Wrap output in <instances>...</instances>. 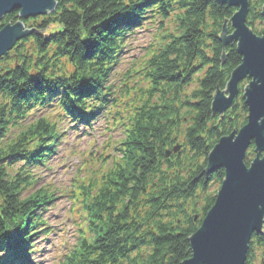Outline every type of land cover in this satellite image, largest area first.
I'll use <instances>...</instances> for the list:
<instances>
[{"label":"trees","instance_id":"1","mask_svg":"<svg viewBox=\"0 0 264 264\" xmlns=\"http://www.w3.org/2000/svg\"><path fill=\"white\" fill-rule=\"evenodd\" d=\"M263 4L250 0L247 17L258 35ZM236 10L218 0H59L32 20L43 32L0 57V264H38L35 238L50 232L42 215L55 194L27 192L35 169L57 151L63 123L79 133L100 117H116L124 136L113 156L98 158L107 172L81 181L79 238L60 264H182L192 256L189 237L225 176L223 167L206 172L207 155L248 117L241 96L223 116L211 109L217 87L241 63L236 46L222 63L219 40ZM148 26L157 30L146 59L117 69L126 39ZM38 110L50 115L26 122ZM254 157L252 144L246 163ZM257 259L264 264L261 235L246 264Z\"/></svg>","mask_w":264,"mask_h":264},{"label":"water","instance_id":"2","mask_svg":"<svg viewBox=\"0 0 264 264\" xmlns=\"http://www.w3.org/2000/svg\"><path fill=\"white\" fill-rule=\"evenodd\" d=\"M236 7L231 18L225 19L219 40L222 42V63L227 47L236 46L241 63L231 72L224 89L217 87L212 96V112L223 116L232 108L240 93L248 107L247 122L230 134L223 135L207 155L206 172L225 169L215 203L204 215L200 227L189 237L192 256L182 264H246L253 236L264 237V225L258 226L264 209V125L256 121L264 116V34H256L247 23L250 0H218ZM54 0H0V22L8 14L19 11V20L0 28V57L21 39L41 33L26 27L24 20L53 12ZM264 15V5L261 9ZM229 26L232 28L230 31ZM249 79L241 89L240 84ZM254 144L255 157L246 163L247 151ZM176 145L166 155L180 150ZM193 249V250H192ZM194 251V253H193Z\"/></svg>","mask_w":264,"mask_h":264},{"label":"rangeland","instance_id":"3","mask_svg":"<svg viewBox=\"0 0 264 264\" xmlns=\"http://www.w3.org/2000/svg\"><path fill=\"white\" fill-rule=\"evenodd\" d=\"M37 18L39 16L24 20L26 27L33 28L35 25H33L32 20ZM156 30V26H148L146 29L138 28L137 32L128 37L126 39L128 44L122 52L123 60L117 65V69H125L133 62L134 65H137L141 60L146 59L147 50L155 38ZM114 80V75L111 74V79L107 84ZM248 82L249 79L243 81L242 84L245 86ZM239 96L241 95L239 94ZM49 115L50 112L48 111L38 110L26 122L33 121L34 118L40 116ZM114 118L116 117L94 119L92 120V126H88L86 131H83L85 128L79 126L78 129H81L79 133L72 128V122L63 123L61 127L65 135L61 137L57 151L45 165L35 169L38 180L30 188H27V192L42 191L47 187H51L54 189L55 195L52 202H49L43 211L42 216L45 219L46 226L50 228V232L47 235L39 234L35 238L36 252L32 258L34 262L38 264H60L77 243L82 202L74 198L80 196V200H83L79 193L80 185L83 184L81 181L88 183L90 179H95L97 176L100 179L107 172L109 164L100 165L98 158L102 154L113 156L115 153L114 145L124 136V131H121L118 119ZM113 123L115 125L112 126ZM176 145L180 144L177 143L174 146ZM259 255L260 252L257 251L256 256ZM258 263V259L254 261V264Z\"/></svg>","mask_w":264,"mask_h":264},{"label":"clouds","instance_id":"4","mask_svg":"<svg viewBox=\"0 0 264 264\" xmlns=\"http://www.w3.org/2000/svg\"><path fill=\"white\" fill-rule=\"evenodd\" d=\"M55 4L59 3V0H54ZM258 86H261L262 84H264V82L257 80ZM258 126L264 125V116H260L257 121H256ZM261 161H264V159H260ZM258 208L260 209H264V204H258L257 205ZM264 225V217H261L259 222H258V226ZM193 250V249H192ZM194 253V251H193ZM0 255H2V253H0Z\"/></svg>","mask_w":264,"mask_h":264},{"label":"bare ground","instance_id":"5","mask_svg":"<svg viewBox=\"0 0 264 264\" xmlns=\"http://www.w3.org/2000/svg\"><path fill=\"white\" fill-rule=\"evenodd\" d=\"M55 11V10H54ZM52 13V12H51ZM51 13H48V14H45V15H41V16H39V17H44V16H47V15H49V14H51ZM264 16V15H263ZM6 17V16H5ZM5 17H4V19L0 22V23H3V26L4 25H6V24H8L9 22H12V21H8V22H6V23H4V20H5ZM2 26V27H3ZM1 26H0V28H2ZM33 27H35V26H33ZM35 28H37V27H35ZM38 29V28H37ZM253 29V28H252ZM254 31V30H253ZM255 32V31H254ZM256 33V32H255ZM257 34V33H256ZM29 36H31V35H29ZM29 36H27V37H29ZM27 37H25V38H27ZM25 38H23V39H25ZM23 39H21V40H23ZM20 40V41H21ZM10 52V51H9ZM9 52H8V54H9ZM8 54H6V55H4V56H2V57H5V56H7ZM242 93H240V95H241ZM236 101V100H235ZM235 104V103H234ZM234 106V105H233ZM250 148V147H249ZM254 148H255V145H254Z\"/></svg>","mask_w":264,"mask_h":264}]
</instances>
